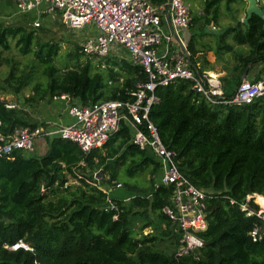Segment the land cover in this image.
<instances>
[{
    "label": "trees",
    "instance_id": "obj_1",
    "mask_svg": "<svg viewBox=\"0 0 264 264\" xmlns=\"http://www.w3.org/2000/svg\"><path fill=\"white\" fill-rule=\"evenodd\" d=\"M201 1L204 6L199 19L204 27L219 21L222 5L228 8L232 1L245 4L244 0ZM259 6L264 11V6ZM235 21L216 39V50L199 40L206 33L194 32L187 41L189 60L199 72L209 70V51L217 61L223 51L233 52L234 66L224 67L225 74L229 73L223 79L228 97L250 67L264 64L262 19L253 15L248 26ZM228 39L246 46V53L235 52ZM10 40L16 41L23 55L32 52L45 79L32 87L25 99L28 105L61 93L83 106L131 101L136 84L146 79L142 68L132 65L126 56L102 58L103 68L96 70L91 59L81 60L85 56L80 47V53L67 54L58 68L54 59L59 45L38 44L34 30L0 22V51L9 49ZM34 44L37 47L32 51ZM4 61L8 62L0 59V65ZM9 65L0 89L17 96L32 79L29 73H17ZM155 93L158 101L150 109V121L164 145L175 152L182 174L211 196L206 200L208 226L200 234L204 240L200 260L187 264H264V239L253 243L248 235L256 219L231 204V200L244 201L249 193L264 194V95L249 105L210 104L190 82L182 80L157 88ZM5 103L0 100L1 135L18 127H36L26 121L22 110L7 109ZM130 139L131 131L122 123L106 145L88 154L69 140L53 137L47 140L43 156L15 152L13 158H0V264H176L177 226L162 213L169 204L171 188L156 187L157 161L131 145ZM124 165L128 179L146 174L149 185L137 187L123 181L132 197L128 202L112 199L117 212L105 210L108 197L101 189L119 180L118 167ZM100 169L103 176L96 180ZM104 174L109 179H104ZM69 180H78L79 185L64 188ZM149 211L153 218L147 217ZM136 220L142 221L140 234L149 227L152 233L136 237ZM20 239L33 251L3 248ZM164 242L168 244L159 248Z\"/></svg>",
    "mask_w": 264,
    "mask_h": 264
},
{
    "label": "built area",
    "instance_id": "obj_2",
    "mask_svg": "<svg viewBox=\"0 0 264 264\" xmlns=\"http://www.w3.org/2000/svg\"><path fill=\"white\" fill-rule=\"evenodd\" d=\"M13 1L16 12L12 17L15 18L34 12L37 17L56 14L72 29L94 25L96 34L84 39L81 53L100 59L115 51L123 52L132 65L142 68L146 79L136 84L131 92L132 100L126 102L108 100L83 106L69 94L53 96L54 101L66 103L73 124L44 123L35 128L18 127L7 135L0 134V158H13L15 152L23 155L31 153L37 139L49 140L53 137L69 140L88 154L106 145L124 123L131 131V145L149 152L157 161L159 183L156 187L163 185L171 188L169 204L162 208V213L177 226L179 245L173 254L176 264L198 262L204 247L200 234L208 226L206 200L211 196L195 187L182 174L175 152L164 145L157 128L150 121V109L158 101L155 91L182 80L190 82L192 89L210 104L249 105L264 95V76L257 81L243 79L228 97L224 95L219 74L199 72L189 60L187 40L183 36L192 22L190 9L184 0H170L162 4H155L153 0ZM32 26L40 27L38 18L32 21ZM210 29L217 30L215 26ZM5 107L13 109L17 105L6 102ZM71 185L78 186V180H69L64 188ZM114 186L118 189L121 184L115 183ZM101 190L108 197L105 210L117 212L115 203L109 198L112 189ZM231 204H237L246 217L256 219L248 235L253 243L262 241L264 194L249 193L244 201L237 203L231 200ZM113 218L116 219L117 215ZM3 248L11 252L33 251L23 239L3 245Z\"/></svg>",
    "mask_w": 264,
    "mask_h": 264
},
{
    "label": "rangeland",
    "instance_id": "obj_3",
    "mask_svg": "<svg viewBox=\"0 0 264 264\" xmlns=\"http://www.w3.org/2000/svg\"><path fill=\"white\" fill-rule=\"evenodd\" d=\"M193 2H194L193 6L195 7V10L194 9L191 10L192 22L188 30H190V32L192 33L195 32L198 35L202 33H206V34L201 35V37H199V40L203 42L205 45H207L208 47L210 48L212 47L213 50H216V47H217L216 39L219 37V35L222 34L228 26H233L236 22L235 21L236 18L243 19L245 17V4L232 1L228 8H226L224 5L221 6L220 18L218 22L210 23V25L204 27L201 24L200 19H199V15H201V10L204 6L203 2L201 0H193ZM262 3L264 4V0H262ZM12 13H14V10ZM4 15L5 14H3V16ZM18 16H19L18 17L19 19L15 17H12V18L9 17V19L7 18L2 19V17H0L1 19L0 22L5 25H21V26H24L27 31L34 30V34H35L36 41L38 44L47 43V44L59 45L60 50L58 52L56 59H54V64L58 68H61L63 66L64 62L66 61L67 54H69L70 52L80 53L77 47H81L82 42L87 36L96 34V29L94 25L89 24V25H86L82 29H72L66 26L62 22L61 18L56 14L54 16L49 15V16L37 17L34 12H30L26 14H20ZM36 18H38V20L40 21V27L38 28H34L32 26V21ZM211 25L215 26L217 30L212 31L210 29ZM184 38L187 41L189 39V38L187 39L186 37ZM227 41L229 44L233 45V50L235 52L246 53L247 51L246 46H237L231 39H228ZM9 46L10 47L8 50L0 51V59L2 60L6 59L8 61V62L4 61L0 65V86L4 85L3 80L7 77V74L10 70L9 64H11L13 67L16 68L17 73H21V72L29 73L32 80H31V84L28 87H26L21 92V94L17 96L3 93L0 89V100L15 104L17 105L15 109L21 110V105H22L21 102L22 101L25 102V99L31 95L32 87L37 83H42V84L45 83V79L42 76V69L40 68V66H38L36 62H34V56L32 52L27 55H23L20 52L19 46L17 45L15 40H10ZM36 47L37 46L34 44L32 46V51H35ZM223 52L225 54H223L221 61H217L215 60L213 52L209 51V54H210L209 70L210 71L213 70L214 72H218L222 74L221 81L224 84L223 85V88H224L227 82H225V80L223 79L229 76V73L225 74L226 72H224V67H228L231 69V67H233L235 64V61H234L235 57H234L233 52L231 53H227L226 51H223ZM107 57L108 58H111V57L112 58L113 57L122 58L124 57V55H123V52L120 53V52L115 51L114 53H111ZM86 58H87L86 56L85 57L81 56L82 61H84ZM88 58L92 60L93 65L96 70L98 69L101 70L103 68L104 64H103L102 58L100 59L93 58V57H88ZM36 64H37V67H35ZM262 73H264V64H255L254 66L250 67L248 74L243 79H247L250 81H252V79L253 80L260 79ZM232 87H233V90H235L237 86H232ZM23 113L27 114L26 112H23ZM38 152H39L38 150H34L33 152L25 154V155L26 157H33V156L38 157L37 156ZM147 156L153 158V156L149 152H147ZM126 166L127 165L118 167V170H119L118 179L119 180H113L108 186L109 188L112 189L109 195L110 198H114V199L121 198L117 196L116 194V191H118V189H115V186H114L115 183L121 184L122 190H119V191H123L127 195H130V194L128 193L129 191L127 192V190L124 188L125 186H124L123 181L129 182L137 187H146L149 185V182H148L149 176L146 174L137 175L133 179H128L125 176V171H124ZM98 173H100V175L103 176L102 169H100ZM156 175L158 176L154 179V183H159V173H156ZM104 179H109V175L104 174ZM103 188H107V187H103ZM139 211H142V209H139ZM147 217L153 218L154 216L149 211L147 213ZM141 223H142L141 220H136L134 224V229H135L134 231H135L136 237H140L141 234L149 235L150 233H152V229L151 227H149V228L144 229L143 232L140 234L138 228L140 227ZM165 244L167 245L168 242L162 243V245L159 248H162V246H164Z\"/></svg>",
    "mask_w": 264,
    "mask_h": 264
},
{
    "label": "crops",
    "instance_id": "obj_4",
    "mask_svg": "<svg viewBox=\"0 0 264 264\" xmlns=\"http://www.w3.org/2000/svg\"><path fill=\"white\" fill-rule=\"evenodd\" d=\"M153 2L155 4H162V3H167L168 0H153ZM184 2L189 7L190 14L192 17L191 10L192 9L195 10V7L193 6L194 5L193 0H184ZM259 3L260 5L264 6V4L262 3V0L261 1L259 0ZM245 9H246V2H245ZM13 10L15 13L16 8H15V3L13 0H0V17H2V19L12 17L14 14L12 13ZM3 14L5 15L3 16ZM239 20L241 21L242 18H239ZM191 34L192 32H190V30H187L183 33V36L188 39ZM123 54L125 56V53ZM207 71H210V70H207ZM212 72L214 71L212 70ZM214 73L219 74L222 78L221 73H218V72H214ZM263 76H264V73H262L260 79ZM260 79H257V80H260ZM21 104H22L21 110L27 113L26 121H28L29 124H35L36 126H40L44 123H51V124L63 125V126H68V125L73 124V118L68 115L67 105L63 101H54L51 98V99H45L43 101H39L38 103L32 104V105H28L24 101H22ZM47 148H48V142L46 139L39 138L36 140L35 145H34V150L39 151L37 154L38 157L43 156L46 153ZM119 190H122V188L121 187L118 188V191H116V194L117 196L121 198H117V199L128 202L129 199L132 197V193L127 191L130 194V195H127L125 192L119 191ZM112 199L114 198H110V200Z\"/></svg>",
    "mask_w": 264,
    "mask_h": 264
},
{
    "label": "water",
    "instance_id": "obj_5",
    "mask_svg": "<svg viewBox=\"0 0 264 264\" xmlns=\"http://www.w3.org/2000/svg\"><path fill=\"white\" fill-rule=\"evenodd\" d=\"M244 1L246 2L245 17L241 20V22L248 26L249 20L253 15L259 17L264 22V12L259 6V0H244ZM168 2H170V0H168ZM246 75L247 72L243 74V78H245ZM100 177H101L100 173H98L95 176L96 180H99Z\"/></svg>",
    "mask_w": 264,
    "mask_h": 264
}]
</instances>
